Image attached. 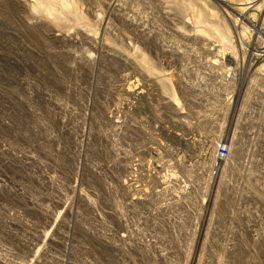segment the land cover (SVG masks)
Here are the masks:
<instances>
[{"label": "rangeland", "instance_id": "obj_1", "mask_svg": "<svg viewBox=\"0 0 264 264\" xmlns=\"http://www.w3.org/2000/svg\"><path fill=\"white\" fill-rule=\"evenodd\" d=\"M165 134L207 206L126 186ZM0 264H264V0H0Z\"/></svg>", "mask_w": 264, "mask_h": 264}, {"label": "built area", "instance_id": "obj_2", "mask_svg": "<svg viewBox=\"0 0 264 264\" xmlns=\"http://www.w3.org/2000/svg\"><path fill=\"white\" fill-rule=\"evenodd\" d=\"M150 140L143 150L129 154L131 170L126 186L136 192H151L163 205L207 206L209 168L211 175L215 173L211 158L209 164V152L203 153L191 135L165 134ZM226 150L225 142L216 145L215 152L221 160Z\"/></svg>", "mask_w": 264, "mask_h": 264}, {"label": "bare ground", "instance_id": "obj_3", "mask_svg": "<svg viewBox=\"0 0 264 264\" xmlns=\"http://www.w3.org/2000/svg\"><path fill=\"white\" fill-rule=\"evenodd\" d=\"M198 142H199V144L201 143L199 140H198ZM200 146H201V144H200ZM201 148H202V146H201ZM203 149V153H207V152H209L208 150H207V148H202ZM210 157H211V170H212V172L214 173L217 169H218V167L220 166V161H221V158L218 156V154H216V152H215V150H214V152L213 153H211L210 154ZM58 236V238H54V237H49L48 238V244L49 245H52V244H57L59 241H60V237L62 236V235H57Z\"/></svg>", "mask_w": 264, "mask_h": 264}]
</instances>
